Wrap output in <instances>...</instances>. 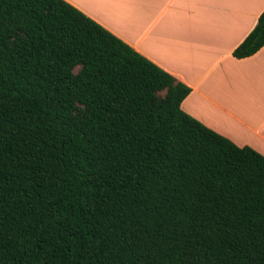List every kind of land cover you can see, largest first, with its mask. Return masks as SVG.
I'll list each match as a JSON object with an SVG mask.
<instances>
[{"label":"trees","instance_id":"1","mask_svg":"<svg viewBox=\"0 0 264 264\" xmlns=\"http://www.w3.org/2000/svg\"><path fill=\"white\" fill-rule=\"evenodd\" d=\"M264 45V9L235 59ZM63 0H0V264H264V157Z\"/></svg>","mask_w":264,"mask_h":264},{"label":"crops","instance_id":"2","mask_svg":"<svg viewBox=\"0 0 264 264\" xmlns=\"http://www.w3.org/2000/svg\"><path fill=\"white\" fill-rule=\"evenodd\" d=\"M189 88L180 110L264 157V45L235 59L264 0H63Z\"/></svg>","mask_w":264,"mask_h":264}]
</instances>
